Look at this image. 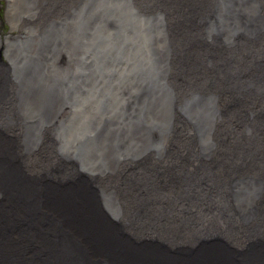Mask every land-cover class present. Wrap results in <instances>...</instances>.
Returning <instances> with one entry per match:
<instances>
[{"label":"water","instance_id":"obj_1","mask_svg":"<svg viewBox=\"0 0 264 264\" xmlns=\"http://www.w3.org/2000/svg\"><path fill=\"white\" fill-rule=\"evenodd\" d=\"M228 1L233 0L212 3L210 16L219 32L229 33L226 18L239 19L240 0L232 9ZM11 2L4 19L12 24L15 18L22 27L1 35L0 17V69L11 66L0 70V264H264L262 222L252 226L259 210L242 203L246 189L233 171L225 169L234 177L225 192L231 212H225L232 230L258 236L253 244L230 235L219 218L223 212L178 208L168 196L176 197L172 190L161 191L164 203L131 193L138 186L148 190L150 175H140L137 158L148 148L159 151V144L147 143L152 138L161 144L163 132L177 129L173 121L190 122L198 158L208 148L200 114L216 111L213 96L198 72L188 77L180 69L179 77L170 75L175 64L166 65L157 44L173 35L167 16L176 12L147 3V11L139 13L133 9L135 0ZM153 2L171 6L174 1ZM245 24L235 30L245 34ZM220 41L224 46L229 42ZM183 50L177 52L178 64L196 63L213 76L225 73L223 85L236 89L238 83L225 72L236 58L212 66ZM173 76L182 83L174 84ZM186 83L194 86L189 95L179 90ZM82 96L98 110L86 124L77 122L75 111ZM115 112L130 114L127 124L116 126ZM167 116L172 120L162 119ZM108 162L115 165L108 167ZM152 164L158 170L163 166L159 160ZM74 170L81 183L75 182L70 199L62 192L65 185L54 182ZM224 205L218 207L225 210ZM208 221L216 226L210 232L203 227ZM140 228L160 238L140 241L132 231ZM180 238L186 242L178 243Z\"/></svg>","mask_w":264,"mask_h":264},{"label":"bare ground","instance_id":"obj_2","mask_svg":"<svg viewBox=\"0 0 264 264\" xmlns=\"http://www.w3.org/2000/svg\"><path fill=\"white\" fill-rule=\"evenodd\" d=\"M172 1L175 3L167 6L164 2L155 4L153 0H135L136 5L133 6V9L139 13L144 12L147 11V8L143 5L151 3L153 6H163L168 11L173 9L176 12V16H172L173 13L167 16L170 22L169 30L173 35L158 40L159 49L165 56L166 65L173 66L175 64L170 75L174 74L179 77V72H182L180 69L186 70V73L189 74L188 77H194L192 73L198 72L201 76L200 80L206 84V91H209V94L213 96L212 100L216 105V111H213L215 109L212 108V112L208 115L200 114L203 116L204 125L207 128L208 147L200 158L197 157L196 148L191 142L193 127L190 122L182 123L179 122V119L177 122L173 121L174 128L177 127V129L163 132L161 144L149 136L148 138H151L149 141L153 142L147 143V145L157 146L159 144V151L156 152V150L148 148L147 154L143 158H137L138 161H143L139 164L141 166L138 171L140 175H150L149 188L144 190L138 186V188L132 189L131 193L136 199L138 196L148 197L151 195L158 197L155 200L156 203H164L161 191L168 193L167 190H172L176 197L169 193L168 196L171 195L174 198L178 208L189 205L199 210L208 209L212 214L223 212L219 218L222 226L227 225L230 235H233L235 239L238 238L243 244L252 243L253 240L257 241V235L240 234L238 230L231 229V220L226 212H231L227 208L229 209L232 205L225 192L228 191L229 182L234 178L228 172L233 171L241 183L242 190L246 189L244 193L241 192V196L244 198L242 203L247 209L257 208L259 210L252 226L255 228L256 221H261L264 229V51H261L264 45V0L238 1L240 10L237 18L239 19H233V16L226 18L229 33L220 29V32L216 30V22L210 16L214 0H190L189 3L186 0ZM227 3H230V9H232L236 5V0ZM243 17L248 20L246 24ZM240 24H245L243 26L246 29L245 34L235 30V26ZM176 26L180 27V31H177ZM20 27L22 26L20 25ZM7 38L8 36H6V40ZM180 38L183 42L179 40ZM220 39L229 42L224 46ZM182 47H184L183 53L192 55L194 58L204 57L205 61L208 59L212 66L218 65L219 61L225 63L228 58L230 61L231 58H236L225 68V72H228L229 76L233 78L232 83H238L236 89L231 90L223 85V78L220 76L225 77V73L218 72L213 76L207 68L198 70L195 67L196 63L191 62L193 65L184 64V62L178 64L177 52H181ZM228 50L234 51L233 55H229L231 51ZM10 69L11 66L7 63L2 70L7 72ZM5 75L4 80H8V75ZM172 81L177 85L182 83V79H176L174 76ZM183 85V89L179 88L180 93L189 95L190 93L187 92L194 86L188 83ZM200 88L202 85L199 86ZM237 91L241 93L239 99H237ZM129 117L130 114L117 115L116 112L112 115L116 126L119 127L122 124H127ZM162 119L171 121L172 117L167 116ZM131 139L135 140L133 137ZM150 160H159L163 162V166L158 170L157 165H149ZM108 164V167L115 165L109 162ZM225 169L228 172H225ZM72 172L70 171L71 174ZM70 173L66 174L67 179H73V175ZM75 174H77L76 171ZM62 180L64 179L62 178ZM126 183L132 185L128 179H126ZM256 184L260 187L259 191L253 190V186ZM156 188H159L160 192H157ZM221 203L226 204L224 205L225 210L218 207ZM189 221H187V226H191ZM203 227L210 232V229L216 226L214 222L208 221ZM193 228L187 230L191 231ZM211 234L214 233L211 232ZM146 235L150 237L154 234L147 232ZM262 235L264 234L262 233ZM235 239L231 238L233 246L237 247L236 245H238L239 247L240 242ZM176 241L178 243L186 242L185 238Z\"/></svg>","mask_w":264,"mask_h":264},{"label":"rangeland","instance_id":"obj_3","mask_svg":"<svg viewBox=\"0 0 264 264\" xmlns=\"http://www.w3.org/2000/svg\"><path fill=\"white\" fill-rule=\"evenodd\" d=\"M8 1H10V0H0V17H1V19L2 20H4V23H3V31L1 30V25H0V30L2 31V34L1 35H4V33H9L8 31H9V29H14V27L15 28H17V29H19V27H20V25L18 26L16 23L18 22V20L16 19L15 20V18L13 19V18H11V20L13 21V23L12 24H10L9 22H7L5 19H4V12L6 13V3L8 2ZM12 2L14 1V3H15V5H18V4H20L19 2H21L20 0H11ZM24 1V0H23ZM12 2H11V4H12ZM23 2H21V4H22ZM12 12H14V10H12ZM22 26V25H21ZM20 29H21V27H20ZM6 31V32H5ZM11 32V31H10ZM4 39L6 40V36L4 37ZM93 96H95V95H93ZM93 100H96V98L95 97H93L92 98ZM99 99V98H98ZM81 102L76 106V109H75V111H76V116H77V122L78 123H83V124H85V123H88V119L89 118H91L92 117V115L93 114H95V113H97L98 112V110L97 109H95V103L93 102L91 105H89L88 106V102L83 98V96L81 97V100H80ZM94 106V107H93ZM90 107V108H89ZM92 108V109H91ZM93 109H95V110H93ZM92 111V113H90ZM90 117H89V116ZM87 117V118H86ZM84 118V119H83ZM87 120H86V119ZM85 121H87V122H85ZM141 163H143V161H141L140 162V164ZM75 172V171H74ZM74 172H72V174L71 175H73V179L72 178H64V180H62V179H59L58 180V182H54V184L56 185V186H59V187H62L61 185H65L64 186V188L62 187V192L64 193V194H66V196H69V198L70 199H73V195H72V193H71V189H73V187H74V184H75V182H79V183H81L77 178H78V176H77V174H75L74 175ZM74 177H76V178H74ZM78 180V181H77ZM61 181H63V182H61ZM62 183V184H61ZM50 188H53L52 186H49ZM69 190V191H68ZM72 195V196H71ZM133 231V233H138V235H139V237H138V240H140L141 241V239L143 238V240H147L148 238H151V237H158V238H160V236L159 235H151L150 237L148 236V235H146L147 234V232H145V231H143V230H138V231H134V230H132ZM154 237V238H155ZM147 238V239H146Z\"/></svg>","mask_w":264,"mask_h":264}]
</instances>
